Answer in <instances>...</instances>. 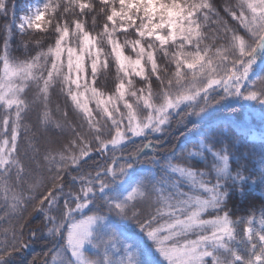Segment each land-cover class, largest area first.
Returning a JSON list of instances; mask_svg holds the SVG:
<instances>
[{
    "label": "snow or ice",
    "instance_id": "6c2138e0",
    "mask_svg": "<svg viewBox=\"0 0 264 264\" xmlns=\"http://www.w3.org/2000/svg\"><path fill=\"white\" fill-rule=\"evenodd\" d=\"M10 11L0 264L36 238L42 264H264V199L249 198L264 143L241 151L217 116L264 107V0H37L18 25L0 0Z\"/></svg>",
    "mask_w": 264,
    "mask_h": 264
},
{
    "label": "trees",
    "instance_id": "16d2710c",
    "mask_svg": "<svg viewBox=\"0 0 264 264\" xmlns=\"http://www.w3.org/2000/svg\"><path fill=\"white\" fill-rule=\"evenodd\" d=\"M32 0H9L10 7L14 6V16H15V23L19 22L18 17L24 13V4L30 2ZM86 2V0H84ZM223 4L225 0H220ZM232 3H235V0H231ZM13 20V11H10L7 18L4 16H0V25H3L5 22ZM40 30H31L30 33L25 36V40L28 41L31 45L34 46V37L40 38ZM35 54V53H33ZM114 70H113V79ZM139 80V78H135ZM250 87H255V85H249ZM111 93L106 91V95H110ZM55 102V97H53ZM244 104L243 107H224L218 113L217 116L221 120H227L231 124V133L238 138L239 144L238 147H241V151H245L246 148H251V146H255V151L258 153L260 151V145L263 142H254L249 139V135L251 134L252 130H263L264 131V107L260 105H256L255 107H250L249 105L254 102H241ZM194 131L189 125V131L184 133V136H189V132ZM174 136H180L179 131H175L173 133ZM137 143H139L140 138H135ZM184 137H180L179 141L169 140L165 141L164 148H170L174 143H183ZM174 150V149H173ZM93 156L98 157V153L93 151L90 153ZM199 160V157H197ZM196 167H202V164H197ZM249 198H255L256 200L264 199V196H261L260 189H255L251 192ZM242 215H247L245 213H241ZM2 215V213H0ZM256 215L259 216V206L256 209ZM40 218L35 217L32 219V223L30 225V229H38L40 227ZM15 225V221L12 219H4L0 220V241L4 239L3 233L5 230L8 231V235H11V229ZM46 231V230H45ZM30 231L26 229L25 231V238L27 239L30 236ZM29 247L23 250L20 253L15 254V258L13 260V264H32L35 261V264H42V260L44 258V254L49 250V243L46 239H39L36 238L34 241L32 239L28 240Z\"/></svg>",
    "mask_w": 264,
    "mask_h": 264
},
{
    "label": "rangeland",
    "instance_id": "374dc122",
    "mask_svg": "<svg viewBox=\"0 0 264 264\" xmlns=\"http://www.w3.org/2000/svg\"><path fill=\"white\" fill-rule=\"evenodd\" d=\"M37 0H32L24 4V13L18 17V19L28 13L30 7H35ZM20 22V21H19ZM17 23V25L19 24ZM249 139L254 142H263L264 143V131L263 130H252L249 135Z\"/></svg>",
    "mask_w": 264,
    "mask_h": 264
}]
</instances>
